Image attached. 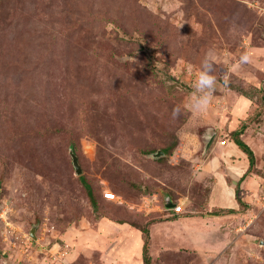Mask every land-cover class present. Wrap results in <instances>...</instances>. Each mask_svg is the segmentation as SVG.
I'll return each instance as SVG.
<instances>
[{
  "label": "rangeland",
  "instance_id": "374dc122",
  "mask_svg": "<svg viewBox=\"0 0 264 264\" xmlns=\"http://www.w3.org/2000/svg\"><path fill=\"white\" fill-rule=\"evenodd\" d=\"M142 227L150 264H264V0H0V264H144Z\"/></svg>",
  "mask_w": 264,
  "mask_h": 264
},
{
  "label": "clouds",
  "instance_id": "9594fccd",
  "mask_svg": "<svg viewBox=\"0 0 264 264\" xmlns=\"http://www.w3.org/2000/svg\"><path fill=\"white\" fill-rule=\"evenodd\" d=\"M212 53L210 52L205 56V58L201 61V68L196 78L192 88L194 89L191 92V108L193 111L197 113L206 112L208 106L211 102L213 95L215 94L218 86H223L227 88L228 79L225 77L223 84L218 80V78L213 75L214 65L212 63ZM127 60H132L134 62V57H125ZM248 59L247 55L241 56V61H246ZM181 114L180 106H175L172 109L171 115L172 118L175 119ZM211 129L205 133V135H210ZM166 208V207H165ZM170 209V208H166Z\"/></svg>",
  "mask_w": 264,
  "mask_h": 264
},
{
  "label": "trees",
  "instance_id": "16d2710c",
  "mask_svg": "<svg viewBox=\"0 0 264 264\" xmlns=\"http://www.w3.org/2000/svg\"><path fill=\"white\" fill-rule=\"evenodd\" d=\"M246 125L245 124H241L240 127H238L236 130H234L231 134V141L246 155L247 159H248V168L246 172L251 171V169L254 166L255 163V159H254V154L253 151L251 150V148L241 139V134L243 133V131L245 130ZM177 144V138H175L173 144H170L168 147H165L164 149H162V151L165 154H170L172 149L175 147V145ZM84 183V186L86 188L87 191V195L89 197V200L92 204L95 203V199H94V195L92 192L91 187L85 183V181H82ZM237 194L238 191L237 189L235 190V195H236V199L237 201H240L239 197L237 198ZM234 213L233 209H218L217 211H213L210 212L209 215L210 216H221L224 214H231ZM140 231L143 233L144 235V239H143V245H142V257H143V263L144 264H150V259L148 256V230L145 227L140 228Z\"/></svg>",
  "mask_w": 264,
  "mask_h": 264
},
{
  "label": "water",
  "instance_id": "95a60500",
  "mask_svg": "<svg viewBox=\"0 0 264 264\" xmlns=\"http://www.w3.org/2000/svg\"><path fill=\"white\" fill-rule=\"evenodd\" d=\"M213 138H214V135H211L210 137H208L207 142H206V145H205V149H207V148L209 147V145L211 144ZM69 153H70V156H71V161H72L73 168H74L76 174H77V175H80V174H81V168H80V166H79V164H78V158H77V156L74 154V152L72 151V149L69 151ZM161 154H162V152L159 151V152H157V153H156L155 155H153V156H159V155H161ZM173 206H174V205H173L172 201H170L169 199L166 200V203H165V207H166V208H172ZM35 228H36V227H32V229L30 230V235H31L32 237H35V235H34Z\"/></svg>",
  "mask_w": 264,
  "mask_h": 264
},
{
  "label": "crops",
  "instance_id": "0c3cea01",
  "mask_svg": "<svg viewBox=\"0 0 264 264\" xmlns=\"http://www.w3.org/2000/svg\"><path fill=\"white\" fill-rule=\"evenodd\" d=\"M235 145V144H234ZM235 148L236 149H233V153H235L238 157L241 158V161H242V164L243 166H247L248 168V159L246 157V155L235 145ZM247 168H246V171H247ZM245 171V172H246Z\"/></svg>",
  "mask_w": 264,
  "mask_h": 264
},
{
  "label": "built area",
  "instance_id": "2783aa9c",
  "mask_svg": "<svg viewBox=\"0 0 264 264\" xmlns=\"http://www.w3.org/2000/svg\"><path fill=\"white\" fill-rule=\"evenodd\" d=\"M168 210H172L174 213H180L182 212V206L181 205H177V206H173L172 208L168 209Z\"/></svg>",
  "mask_w": 264,
  "mask_h": 264
}]
</instances>
